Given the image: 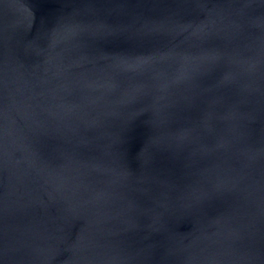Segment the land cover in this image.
I'll return each instance as SVG.
<instances>
[{"label": "water", "instance_id": "water-1", "mask_svg": "<svg viewBox=\"0 0 264 264\" xmlns=\"http://www.w3.org/2000/svg\"><path fill=\"white\" fill-rule=\"evenodd\" d=\"M0 264H264V0H0Z\"/></svg>", "mask_w": 264, "mask_h": 264}]
</instances>
